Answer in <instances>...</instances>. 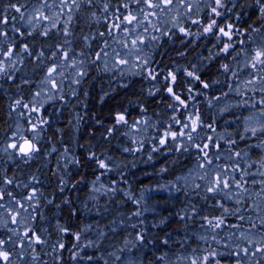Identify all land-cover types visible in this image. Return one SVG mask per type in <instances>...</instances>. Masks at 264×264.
I'll list each match as a JSON object with an SVG mask.
<instances>
[{"label": "snow or ice", "instance_id": "obj_1", "mask_svg": "<svg viewBox=\"0 0 264 264\" xmlns=\"http://www.w3.org/2000/svg\"><path fill=\"white\" fill-rule=\"evenodd\" d=\"M0 264H264V0H0Z\"/></svg>", "mask_w": 264, "mask_h": 264}, {"label": "trees", "instance_id": "obj_2", "mask_svg": "<svg viewBox=\"0 0 264 264\" xmlns=\"http://www.w3.org/2000/svg\"><path fill=\"white\" fill-rule=\"evenodd\" d=\"M98 85H97V90H98ZM91 103H95L94 100L91 101ZM79 110V109H78ZM96 110H99L98 108ZM72 118V112H71V109H66L64 111V115L63 117L61 118V121H60V124L58 126L60 127H68L67 125V121L70 120ZM128 160H132L133 157L131 155H128L127 157ZM159 167V165L157 166ZM142 169H147L148 172H151L153 171L151 167H148V166H145V165H139V168L138 169H133L132 172L134 174V177H130L129 178V181L130 183L133 184V188L138 192L139 191V188L141 185L143 184H149V183H154V180L153 181H149L148 178L144 175V171H142ZM165 179H168L167 177Z\"/></svg>", "mask_w": 264, "mask_h": 264}]
</instances>
